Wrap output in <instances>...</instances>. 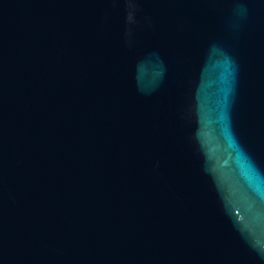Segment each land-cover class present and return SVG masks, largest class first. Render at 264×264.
Here are the masks:
<instances>
[{"label": "water", "instance_id": "95a60500", "mask_svg": "<svg viewBox=\"0 0 264 264\" xmlns=\"http://www.w3.org/2000/svg\"><path fill=\"white\" fill-rule=\"evenodd\" d=\"M0 264H264V0H0Z\"/></svg>", "mask_w": 264, "mask_h": 264}]
</instances>
